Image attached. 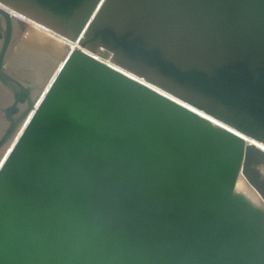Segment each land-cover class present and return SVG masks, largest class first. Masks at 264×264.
<instances>
[{"label": "water", "instance_id": "1", "mask_svg": "<svg viewBox=\"0 0 264 264\" xmlns=\"http://www.w3.org/2000/svg\"><path fill=\"white\" fill-rule=\"evenodd\" d=\"M30 23L75 48L16 63ZM242 138L264 0H0V264H264Z\"/></svg>", "mask_w": 264, "mask_h": 264}, {"label": "bare ground", "instance_id": "2", "mask_svg": "<svg viewBox=\"0 0 264 264\" xmlns=\"http://www.w3.org/2000/svg\"><path fill=\"white\" fill-rule=\"evenodd\" d=\"M34 29H40V28H38L35 25L30 23V32L27 33V35H26L27 36L26 42H24L23 45L21 44L19 46V50L17 51V53L15 55V62L16 63H18L19 61H23L22 58H24V57H29L32 55H40L39 53H40V51H42V49L38 48L39 44L44 43L47 40L49 43L50 37H48V38H47V36L42 37L43 35H40L39 33H37L38 30L36 31ZM47 34L51 35L47 31H45V35H47ZM53 39H54V37H53ZM61 41H62L61 39L56 40V42L50 41L52 44L49 43L50 44L49 47L46 48V50H47L46 53H48L49 56H51L52 58L54 57L56 52H58V50L63 48V46L65 48V44L63 45L62 44L63 41L62 42ZM25 43H27V44H25ZM64 43H66V42H64ZM66 45H68L70 49L75 48V46L73 44L66 43ZM53 53H54V55H53ZM56 55H58V54H56ZM36 62L37 61H33V60L29 61V62L26 61V63L28 65H30V66L32 65V68L36 65H39V64L41 67L48 66V64L50 63V61L46 62V63H44V62L36 63ZM60 65H61V62H60ZM60 65H59V67H60ZM200 116L203 117L202 114H200ZM203 118L206 120V117H203ZM211 124L213 126L215 124L218 125L217 130H219L221 132H224L226 130V128L224 126H222L218 123L214 124V122L211 121ZM242 139L244 140L245 147L249 146L253 149L252 153L249 156V166L258 171L259 174L255 170H253L258 174V176H260L259 177L260 181L264 182V180H263L264 179V146H262L261 144H258L256 142H253L247 138H242ZM256 157H258L259 159L257 160ZM240 172L241 171H239V173L237 174V177H236V180H235V183L233 186V190H232L233 195L236 196L237 198L241 199L250 208L258 210L264 214V202L262 200L260 193L248 185V183L244 180V178L242 176H240L242 174V173L240 174Z\"/></svg>", "mask_w": 264, "mask_h": 264}, {"label": "rangeland", "instance_id": "3", "mask_svg": "<svg viewBox=\"0 0 264 264\" xmlns=\"http://www.w3.org/2000/svg\"><path fill=\"white\" fill-rule=\"evenodd\" d=\"M34 30H38L37 31V33H39L40 35H43L42 37H46L47 36V38L48 37H50V41H53V42H56V40H58V38H56V37H54L53 35H49V34H47V35H45V31L44 30H42V29H34ZM41 32V33H40ZM53 37H54V39H53ZM52 38V39H51ZM62 42V41H61ZM63 45L65 44V47H69L68 45H66V43H64V41H63V43H62ZM60 62L61 61H57L56 63H58V65L60 64ZM56 67H57V65H56ZM250 156V155H249ZM245 159H248V156H245ZM256 159L258 160L259 158L258 157H256ZM252 170H255L257 173H258V171L256 170V169H254V168H252V167H250ZM243 169V168H242ZM241 172H240V176H242L243 178H244V180L247 182V180H246V178L244 177V175H243V170H240ZM259 174V173H258ZM260 177V176H259ZM264 180V179H263ZM249 185V184H248Z\"/></svg>", "mask_w": 264, "mask_h": 264}]
</instances>
